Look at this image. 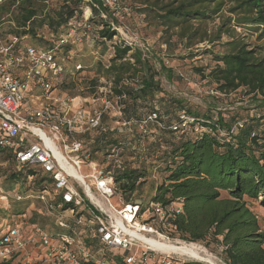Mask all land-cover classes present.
Here are the masks:
<instances>
[{
  "label": "trees",
  "instance_id": "1",
  "mask_svg": "<svg viewBox=\"0 0 264 264\" xmlns=\"http://www.w3.org/2000/svg\"><path fill=\"white\" fill-rule=\"evenodd\" d=\"M124 2L149 26L161 32L160 40L166 47V57L174 56L177 51L185 52V57L191 59L211 55L216 65L199 67L195 72L214 84V91L220 96L243 91L247 96L264 100V49L251 46L235 28H252L248 31H260V37L264 38V0ZM81 3L82 0H8L0 7V40L7 45L10 37H17L20 43L16 49H20L21 53V48L28 45L55 48L59 37L68 32L76 13L77 20L81 19ZM94 16L90 23L92 32L97 33L98 38H95L92 53L98 54L99 47L102 52L96 62L86 67L88 72L94 73V77L87 88L89 96L84 97L95 94L102 79L110 82L113 93L110 98H119L123 118L109 110L103 121L105 132L78 136L85 143V152L94 161L100 158L99 155L108 161L114 155V148L119 153L127 146L133 148L147 142L145 158L156 159L154 165L164 174V180L148 201H134L133 195L151 172L147 160H140V152L130 153L137 159L136 166L125 165L114 175L126 203L140 205L142 213L153 203L165 206L181 202L180 214L164 223L155 217L149 221H153L161 232H167L166 235L172 239L188 243L211 239L212 243L222 248L221 258L225 264H264V231L253 208L257 204L264 210V110L262 115L251 111L246 118L238 119L247 123L232 140L219 138L220 130L230 128L238 120L230 123L221 115H200L184 101L169 96L159 78L164 73L168 79L174 77L173 69L166 66L165 60L160 61L161 71H157L141 50L123 44L109 46L107 41H113L116 32L108 27L107 22L97 18V13ZM217 19L220 20L218 26L212 27ZM78 30L81 35H90L87 28ZM52 33L54 38L50 37ZM86 39L82 43L70 40L58 49L57 55L65 58L68 64L71 53ZM201 44L206 45L204 50L197 49ZM109 50L112 54L106 63L104 56ZM59 87L62 89V84ZM74 87L75 84L64 86V89ZM159 95L162 97L159 98ZM152 114L158 115L159 124H147L141 129L140 123ZM182 114L194 117L204 132L177 137L172 126L180 121ZM132 120L135 122L127 127L112 128L110 125ZM261 125L263 129L259 132L258 126ZM0 154L16 168L12 150L0 147ZM110 162L113 165L114 159ZM23 171L28 172L31 178L40 175L35 180L39 194L46 184L52 182L36 169L25 168ZM20 177L21 173H15L9 176V180L18 183L21 182ZM13 190V187L7 189L8 192ZM37 197L36 201L40 202ZM57 201L58 197H55L51 202L56 204ZM32 204L31 200L18 201L9 214L44 228L47 223H54V219L50 218L52 216L47 218L42 211L26 218V210ZM38 218H43L46 223H40Z\"/></svg>",
  "mask_w": 264,
  "mask_h": 264
},
{
  "label": "built area",
  "instance_id": "2",
  "mask_svg": "<svg viewBox=\"0 0 264 264\" xmlns=\"http://www.w3.org/2000/svg\"><path fill=\"white\" fill-rule=\"evenodd\" d=\"M7 1L0 0V7ZM81 5V19L77 20L76 13L55 48L28 45L21 48V53L16 49L20 43L17 37H10L7 45L0 40V147L14 152L19 171L33 168L52 180L37 198L47 205L50 214L57 213L52 230L21 217L3 227L0 264H184L173 253L156 250L144 239L170 240L144 216L150 214L164 223L181 213V202L165 206L153 203L142 213L140 205L132 203H123L117 209L111 203L118 192L114 175L125 168L117 156L118 149L112 151V169L105 170L85 152V143L78 139L80 135L105 132V114L113 110L122 119V107L119 98H110V82L90 97L59 91L58 82L69 70L67 60L57 55L58 49L70 40L82 43L85 37L93 46L98 35L92 32L90 22L97 13V18L116 32L113 41H107L109 46L130 45L145 57L151 52L150 46L130 35L122 24L127 11L124 0H82ZM83 27L89 30V36L79 33L78 29ZM82 69L80 64L75 65L74 72ZM158 120V115L152 114L140 123V128L157 124ZM134 122L118 125L127 127ZM246 123L238 120L230 128L220 130L219 138L232 140ZM172 130L179 137L204 132L197 120L186 114L180 116ZM84 168L89 170L86 175L82 173ZM55 197L56 204L51 202ZM113 249L125 253L111 255Z\"/></svg>",
  "mask_w": 264,
  "mask_h": 264
},
{
  "label": "rangeland",
  "instance_id": "3",
  "mask_svg": "<svg viewBox=\"0 0 264 264\" xmlns=\"http://www.w3.org/2000/svg\"><path fill=\"white\" fill-rule=\"evenodd\" d=\"M125 5L126 7L129 6L128 3H125ZM121 22L126 26L128 31L130 32V35H134L135 38H138L140 42L145 43L148 47L150 46L149 48L151 49V52L147 53L146 56L157 71H161V60H165L166 66L173 69L174 77L172 79H168L166 73L161 74L159 77L162 82L163 88L165 89V92L169 96L174 97L177 100L184 101L188 105V107H191L200 115H212L215 117L221 115L227 122L230 123L233 122V120L246 118V116L251 113V111H255L257 115H262V112L264 110V100H262L261 98L247 96L243 93V91L232 93L227 96L214 95L212 93L214 91L215 85L212 84L208 79H203L201 75L195 72L196 68L205 67L208 65L213 67L216 65V62L213 61L211 55H200L196 58L191 59L185 57L187 55L185 54V52L177 51L174 56L166 57V55L164 54L166 53V47L162 45L163 43L160 40V37L162 35L161 32L157 30V28L149 26L148 23L144 21L143 17L136 11L131 9L130 6L129 9L127 8L124 19H121ZM219 22L220 20L217 19L211 26L216 27L218 26ZM235 28L237 29L238 34L243 35L247 42L251 44V46L261 47L264 49V38L260 37V31H248L253 29L244 27ZM86 41L83 45H79V47L71 53V62L67 64L69 73L63 75L58 82L60 86L62 84V89H64V86L71 87L73 84H75V87L73 89H64L65 91H62L61 87H59V91H61L63 94L70 93L81 97L89 96L90 91L87 88L90 85V81L94 77V73L88 72L87 68L88 65L96 62V58L99 53L101 54L102 48L99 47L98 54H94L92 53L93 47L88 43L90 39L88 38L86 39ZM205 46L206 45L201 44L197 46V49L204 50ZM111 54L112 52L111 50H109L104 56V60L106 63L110 59ZM79 64L83 67V69L78 73H74L73 68L75 67V65ZM105 82L107 81L101 80L100 84L103 86L106 84ZM160 97H162V95H159V98ZM110 125L112 128H121V126L115 122L110 123ZM262 129V125L258 126L259 132H261ZM177 137L179 136L177 135ZM146 146H148L147 142H144L143 146L137 145L136 149H133L132 146H127V148L123 149L125 152L122 150L117 154V156L121 158L119 159L122 160L125 165L136 166L137 159H134L131 154L134 152H140V160L143 161L147 154L145 151ZM99 156L100 158L97 159L96 162L103 169L111 170L112 164L110 160L112 159H108V161H106L105 159H102L103 155ZM146 160L148 162L147 164L150 165L149 169L151 174L148 175L146 180H143L144 183L142 187L136 194L133 195L132 198L137 202H145L152 198V196H154V194L156 193L157 187L161 185L164 180V174L158 170L156 165H154L156 164V159ZM15 173H21V182L12 183V181L9 180V176ZM82 173L86 175L89 173V170L87 168H84ZM38 178H40L39 174H36L32 178L28 177V172L23 170L19 171L14 167L11 161H6L5 156L3 154H0V231L12 220L18 218L9 214L13 211L14 204L18 201H33V204L30 206V208L26 210V218H32L35 212L40 213L42 211L46 217L48 215H51L52 217L50 218H53L55 221L57 213L53 212L54 214H50V212L46 210L47 205L37 202L35 199L39 194L37 186L35 185V180H37ZM10 187H13L14 190L8 192L7 189ZM111 203L117 209H121L123 203H126L125 196L120 189H118L116 196L111 199ZM253 208L260 217L261 227L264 231V210L260 209L257 204L253 205ZM150 219V214L144 216V220ZM38 221L43 224L46 223L43 218H38ZM157 223L159 222H155V224ZM160 226H162L163 228H167V226H163L161 224ZM46 228L52 230L54 228L53 222L47 223ZM164 233L168 235L167 232ZM165 241L175 244L188 243L177 238H170V240L166 239ZM196 244L206 250L208 255L213 257V263L206 260L193 259L188 256H183L176 253H173L174 257L185 262H198L201 264H225L221 258L222 248L217 244L212 243L211 239ZM110 253L111 255H124L125 251L120 249H113Z\"/></svg>",
  "mask_w": 264,
  "mask_h": 264
},
{
  "label": "bare ground",
  "instance_id": "4",
  "mask_svg": "<svg viewBox=\"0 0 264 264\" xmlns=\"http://www.w3.org/2000/svg\"><path fill=\"white\" fill-rule=\"evenodd\" d=\"M60 160H62L61 156H58ZM71 173L74 175H77L74 169H71ZM80 176V175H79ZM92 199H95V196L92 193H89ZM99 203H102V201L98 198L97 200ZM151 246L152 248L166 252V253H176L183 256H188L193 259H199V260H206L208 262L213 263L214 259L208 253L206 250H204L202 247L197 245L196 243H181V244H175L155 238H144Z\"/></svg>",
  "mask_w": 264,
  "mask_h": 264
}]
</instances>
